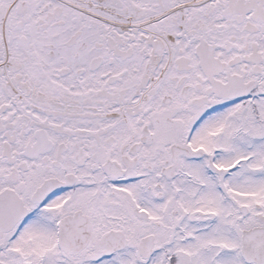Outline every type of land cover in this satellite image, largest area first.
<instances>
[{"label": "snow or ice", "instance_id": "snow-or-ice-1", "mask_svg": "<svg viewBox=\"0 0 264 264\" xmlns=\"http://www.w3.org/2000/svg\"><path fill=\"white\" fill-rule=\"evenodd\" d=\"M0 264H264V0H0Z\"/></svg>", "mask_w": 264, "mask_h": 264}]
</instances>
